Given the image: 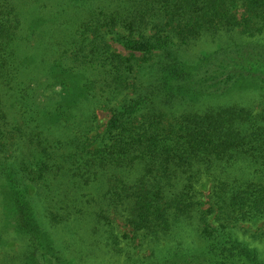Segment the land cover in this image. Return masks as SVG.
<instances>
[{
    "label": "trees",
    "instance_id": "1",
    "mask_svg": "<svg viewBox=\"0 0 264 264\" xmlns=\"http://www.w3.org/2000/svg\"><path fill=\"white\" fill-rule=\"evenodd\" d=\"M0 264H264V0H0Z\"/></svg>",
    "mask_w": 264,
    "mask_h": 264
},
{
    "label": "rangeland",
    "instance_id": "2",
    "mask_svg": "<svg viewBox=\"0 0 264 264\" xmlns=\"http://www.w3.org/2000/svg\"><path fill=\"white\" fill-rule=\"evenodd\" d=\"M112 44H113V46H114L116 49H118L119 51H121V52H123V53H127V50L124 49V48H123L121 45H119L118 43H112ZM99 114H100L101 120H102L103 122H105V121L107 120V118H106V113L103 112V111H99Z\"/></svg>",
    "mask_w": 264,
    "mask_h": 264
}]
</instances>
